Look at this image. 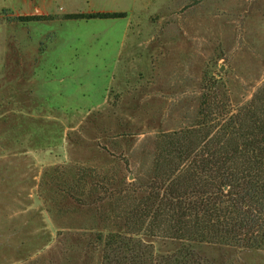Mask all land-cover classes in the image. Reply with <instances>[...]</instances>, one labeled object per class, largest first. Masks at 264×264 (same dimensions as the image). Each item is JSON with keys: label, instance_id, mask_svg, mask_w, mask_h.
Returning <instances> with one entry per match:
<instances>
[{"label": "rangeland", "instance_id": "obj_1", "mask_svg": "<svg viewBox=\"0 0 264 264\" xmlns=\"http://www.w3.org/2000/svg\"><path fill=\"white\" fill-rule=\"evenodd\" d=\"M117 11L126 18L14 20ZM205 76L234 109L264 83V0H0V264H100L105 192L149 177L157 136L194 121ZM197 249L264 264V251Z\"/></svg>", "mask_w": 264, "mask_h": 264}, {"label": "trees", "instance_id": "obj_2", "mask_svg": "<svg viewBox=\"0 0 264 264\" xmlns=\"http://www.w3.org/2000/svg\"><path fill=\"white\" fill-rule=\"evenodd\" d=\"M124 12L72 13L62 20L121 19ZM18 16L17 22L52 20ZM109 193L112 211L96 233L100 264H213L202 244L264 251V83L234 109L205 76L187 127L157 136L151 173ZM148 239L176 242L157 254Z\"/></svg>", "mask_w": 264, "mask_h": 264}, {"label": "crops", "instance_id": "obj_3", "mask_svg": "<svg viewBox=\"0 0 264 264\" xmlns=\"http://www.w3.org/2000/svg\"><path fill=\"white\" fill-rule=\"evenodd\" d=\"M117 12H124V11H117ZM78 13H80V12H78ZM124 13H126V12H124ZM67 14H72V12L71 13H67ZM67 14H64V15H67ZM127 14V13H126ZM25 16H52L53 17V19L52 20H48V21H40V22H55V21H58V20H62L60 17H57L55 14H53V12H50V13H46V14H37V15H25ZM18 17V16H17ZM59 18V19H58ZM126 18V17H125ZM124 18V19H125ZM16 21V20H15ZM62 21H64V22H67V21H78V20H62ZM80 21H82V20H80ZM13 22V21H12ZM19 23H22V24H31V23H38V22H19ZM53 50V49H52ZM68 51H69V54H70V60L72 61V37L69 39V44H68ZM43 69H44V67L43 68H40V71H38V72H35V76H38V75H42L43 73H44V71H43ZM55 70H56V68H54ZM57 69H58V67H57ZM42 71H43V73H42ZM46 73H47V78H49L48 76H52V75H49L48 74V72H45V75H46ZM53 75H56L55 74V72H54V74ZM67 79L68 80H72V70H69V72L67 73ZM46 77V76H45ZM60 79H61V82L62 81H65V78H63V76H60ZM59 79V80H60ZM62 88H63V90H65L67 87H66V85H64V86H62ZM60 91V90H59ZM66 95H68V94H66ZM59 96H60V94H59ZM69 99H71L72 97L69 95V97H68Z\"/></svg>", "mask_w": 264, "mask_h": 264}]
</instances>
